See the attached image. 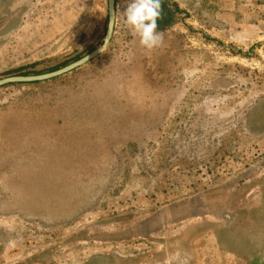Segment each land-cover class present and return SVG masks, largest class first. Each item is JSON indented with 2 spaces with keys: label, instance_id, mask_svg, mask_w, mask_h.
Here are the masks:
<instances>
[{
  "label": "rangeland",
  "instance_id": "rangeland-1",
  "mask_svg": "<svg viewBox=\"0 0 264 264\" xmlns=\"http://www.w3.org/2000/svg\"><path fill=\"white\" fill-rule=\"evenodd\" d=\"M163 1L159 46L116 0L101 55L0 87V264H264V0ZM107 28L108 0H0V80Z\"/></svg>",
  "mask_w": 264,
  "mask_h": 264
},
{
  "label": "clouds",
  "instance_id": "clouds-1",
  "mask_svg": "<svg viewBox=\"0 0 264 264\" xmlns=\"http://www.w3.org/2000/svg\"><path fill=\"white\" fill-rule=\"evenodd\" d=\"M160 11V0H129L127 8L120 11L119 19L134 36L139 38L141 46L150 50L159 46L163 39L157 31ZM116 20L117 13L114 10L109 25V39L116 26Z\"/></svg>",
  "mask_w": 264,
  "mask_h": 264
},
{
  "label": "water",
  "instance_id": "water-1",
  "mask_svg": "<svg viewBox=\"0 0 264 264\" xmlns=\"http://www.w3.org/2000/svg\"><path fill=\"white\" fill-rule=\"evenodd\" d=\"M116 10V0H108V28H107V33L105 36V40L102 46L94 50L92 53L88 54L84 58L62 68L57 71L47 73V74H42V75H34V76H13V77H8L0 80V87L9 85V84H15V83H35V82H40V81H46V80H51L54 78H58L60 76L66 75L97 58L99 55H101L110 45L111 40L113 38L115 28L111 32V38L109 39V25L111 22L112 18V13L113 11ZM117 13V11H116ZM116 27V26H115ZM107 43L105 44V42Z\"/></svg>",
  "mask_w": 264,
  "mask_h": 264
},
{
  "label": "trees",
  "instance_id": "trees-1",
  "mask_svg": "<svg viewBox=\"0 0 264 264\" xmlns=\"http://www.w3.org/2000/svg\"><path fill=\"white\" fill-rule=\"evenodd\" d=\"M162 7H161V11H160V16H163L164 14H167V19L164 20V22L162 23L163 26H168L173 20L172 18V12L171 10H169L167 7V5L164 3V1L161 3ZM160 24V23H159Z\"/></svg>",
  "mask_w": 264,
  "mask_h": 264
}]
</instances>
